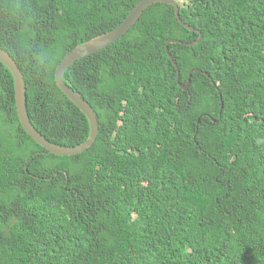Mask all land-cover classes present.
Returning a JSON list of instances; mask_svg holds the SVG:
<instances>
[{"label":"trees","instance_id":"1","mask_svg":"<svg viewBox=\"0 0 264 264\" xmlns=\"http://www.w3.org/2000/svg\"><path fill=\"white\" fill-rule=\"evenodd\" d=\"M139 1L0 0V46L23 73L30 123L50 143L76 147L89 136L55 83L61 58L115 29ZM179 15L194 31L154 4L120 40L65 70L99 122L78 155H49L26 134L0 63V264H60V248L29 258L39 246L19 241L33 229L55 239L67 220L95 264H264V0H183ZM198 32L195 46L183 45ZM172 39L180 81L191 74L186 91L166 56ZM24 44L58 51L51 75L32 70ZM93 161L123 175L121 186ZM21 188L26 220L11 214ZM37 188L57 196L55 210Z\"/></svg>","mask_w":264,"mask_h":264},{"label":"clouds","instance_id":"2","mask_svg":"<svg viewBox=\"0 0 264 264\" xmlns=\"http://www.w3.org/2000/svg\"><path fill=\"white\" fill-rule=\"evenodd\" d=\"M174 1H176L178 3V16H179V19H180L179 9H180L181 0H174ZM175 15H176V13H175ZM177 20H178V18H177ZM178 23L180 25L184 26L179 21H178ZM189 27H191V26H189ZM185 28H187V27H185ZM187 29H189V28H187ZM198 33L202 37V34L200 32H198ZM197 40L198 39H196L192 43H195ZM170 41H177V40L176 39H172ZM170 41H168L167 44H166V46H165V52H166V48H167L168 49V52H169V54H170V56H171L172 59H170V57L168 55H166V56H167L168 60L170 61V63L176 69V72H177V80H176V83H177L178 87L182 91H186V90L189 89V87L191 85V74L189 75L188 80H187L186 83H182L180 81L181 78H180V72L178 70V65H177V63L175 61L174 56L172 55V53L169 51V48H168L169 45L177 44L179 41L172 42V43H170ZM192 43H190V44H183V45H185V46H195L196 45V44H192ZM0 48H1V46H0ZM1 49L3 51H5L3 48H1ZM5 52L8 55H10L7 51H5ZM20 54L23 55L24 57H26L27 62L29 64V66L32 68V70L35 71L38 75H41L43 77H48L49 75L52 74V72H53V70H54V68H55V66L57 64L58 56H59V53L56 50H53V49H50V48H43V47H40V46H36L35 51H33L32 48L29 47L27 44H24V45L21 46V48H20ZM10 57H11V55H10ZM11 58L14 61V63H16L15 59L13 57H11ZM2 65L5 67L4 64H2ZM17 66H18V64H17ZM5 68H7V67H5ZM18 68H19V66H18ZM157 75H158V72L155 73V78L156 79H157ZM207 77H209V76H207ZM13 84H14V80H13ZM213 84H215V83L213 82ZM214 86H215L216 89H218L217 84H215ZM183 87H187V88L185 90H183L182 89ZM26 99H27V96H26ZM220 101L222 102V99ZM220 107H221V105H220ZM221 110H220L219 115L221 114ZM98 125H99V122H98ZM56 146H59V145H56ZM61 147H63V146H61ZM63 148H74V147H63ZM49 155H53V154H49ZM54 156H56V155H54ZM72 156H74V155H72ZM57 157H70V156H57ZM92 167H93V171L95 173L100 174L101 176H103L113 187L118 188L123 183V179H122L123 178V175H121L120 173L110 172L108 170H105L99 163H97L95 161L92 162ZM27 172H28L29 177H31L32 179H35L36 180V179L41 178V176L39 174L30 173L29 171H27ZM88 187H89V185H88ZM26 189L27 188H21V189L15 191V193L13 195V198H12V203H11V214L15 218H18L20 220L29 219L28 215L25 213V211L23 210V208L19 205V198L22 196V194L25 192ZM36 194H37L38 198L45 200V202L47 203L48 207H50L52 210H55L56 206L58 205V200H57V196L55 194H53V192L50 189L47 192H44L42 189L37 188ZM63 197L65 198L66 201H68V202L71 201L70 197L67 194L63 195ZM74 224H75V222H73L71 220L64 221L62 223V225H61L60 234L55 239H51L49 237H45L43 235L37 234L34 231V229H33L27 236H25L23 239H21L19 241V243H33V244L39 246V250L29 251L26 254L29 258H38V257H46L47 258V254L49 252V248L50 247H58V248L61 249V253H60L59 258L55 261L57 263H60V264H95V259L91 255V248H92L91 245L86 246L85 244H83L81 242V240L77 236H75L73 234L72 227H73Z\"/></svg>","mask_w":264,"mask_h":264},{"label":"water","instance_id":"3","mask_svg":"<svg viewBox=\"0 0 264 264\" xmlns=\"http://www.w3.org/2000/svg\"><path fill=\"white\" fill-rule=\"evenodd\" d=\"M154 4H164L169 5L174 8L176 17L178 21L183 24L185 27L189 28V30L193 31L194 29L184 24L178 16V3L174 0H140L132 9V11L128 14V16L124 19V21L118 25L115 29L94 37L89 41L82 43L72 50H70L59 62L55 70V83L63 95L73 103L86 117L89 124V136L87 140L74 148H63L61 146H56L49 141H47L43 136H41L32 124L29 121V117L26 109V84L24 80V76L19 70L18 66L10 55H8L5 51L0 48V62L5 65L10 71L13 80H14V101L16 114L21 124L22 128L26 132V134L39 146L44 148L49 154H53L56 156H72L83 153L87 150L96 140L99 125L97 116L89 105L87 101H85L82 95L78 92L72 90L69 86H67L63 81V73L67 68L73 65L75 62L85 58L87 56L93 55L108 46L114 44L118 40H120L139 20L143 12ZM201 40V36L199 35L198 40L195 43L197 44ZM177 42V41H170ZM167 55L171 58L168 49L166 48ZM215 85V84H214ZM187 87H183L185 90ZM221 100V99H220ZM221 102V101H220ZM223 107V103L221 102L220 110ZM220 113V112H219Z\"/></svg>","mask_w":264,"mask_h":264},{"label":"bare ground","instance_id":"4","mask_svg":"<svg viewBox=\"0 0 264 264\" xmlns=\"http://www.w3.org/2000/svg\"><path fill=\"white\" fill-rule=\"evenodd\" d=\"M205 75L209 76L207 73H205Z\"/></svg>","mask_w":264,"mask_h":264},{"label":"rangeland","instance_id":"5","mask_svg":"<svg viewBox=\"0 0 264 264\" xmlns=\"http://www.w3.org/2000/svg\"><path fill=\"white\" fill-rule=\"evenodd\" d=\"M181 2H182V0H181Z\"/></svg>","mask_w":264,"mask_h":264},{"label":"flooded vegetation","instance_id":"6","mask_svg":"<svg viewBox=\"0 0 264 264\" xmlns=\"http://www.w3.org/2000/svg\"><path fill=\"white\" fill-rule=\"evenodd\" d=\"M198 39V38H197Z\"/></svg>","mask_w":264,"mask_h":264}]
</instances>
